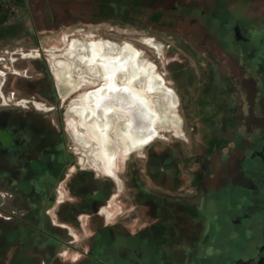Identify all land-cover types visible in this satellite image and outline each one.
I'll use <instances>...</instances> for the list:
<instances>
[{
	"label": "flooded vegetation",
	"instance_id": "flooded-vegetation-1",
	"mask_svg": "<svg viewBox=\"0 0 264 264\" xmlns=\"http://www.w3.org/2000/svg\"><path fill=\"white\" fill-rule=\"evenodd\" d=\"M21 1L26 3V0ZM0 6V35L11 38L20 31L7 23L2 0ZM195 10L204 19L208 32L203 42L209 40L216 47H221V51L189 53L192 59L197 60L196 65L202 66L201 60L206 59V67L202 66L197 76V92L188 99L179 93L183 110L181 120L185 128L181 136L184 140L198 137L200 141L193 153H189L184 143L170 138H166L168 142L163 148H158L159 133L151 132L158 116L149 107L148 161L144 169L138 166L132 174L137 207V226L132 232L134 264H140L145 258L146 248L150 254L147 264H264V20L258 23L236 19L233 15L225 21L221 19L224 17L219 14V9L210 12L199 7ZM213 22L217 23V31L213 30ZM225 44L227 49H224ZM14 53L20 55L5 58L8 73L12 72L10 65L19 58L40 56V53L27 55L24 49ZM134 57L137 73L145 77L138 53ZM240 59L244 60L240 72L236 73L233 67L231 72L219 67L220 63ZM184 60H179L181 67L172 69L175 72L184 70L182 77L192 80L195 74L186 63L182 67ZM28 71L21 69L15 72H23L24 77L30 78L32 75ZM48 74L45 91L53 93L54 88L56 92ZM99 79L104 78L99 76ZM235 81L243 86L237 106L234 100L230 101ZM227 85L228 90H225ZM182 87L186 91L191 89L189 83ZM244 91L248 99L242 97L241 92ZM2 94L6 102L2 99L5 107L0 109V128L7 130L10 137L5 143L0 140V172L9 174L11 178H23L21 180L39 176V183L47 186L43 189L46 192L54 182L47 181L44 176L52 175L59 180L62 174L63 178L66 175L71 155L64 147L56 148L64 140V135L47 115L40 117L39 112L33 111L31 105L39 107L36 98L18 95L16 91ZM175 103L179 105L178 100ZM42 109L50 111L55 106ZM115 111L108 110L103 116L108 113L115 115ZM88 116L86 114L85 118ZM101 117L96 120L100 132ZM121 118L128 124L132 122L130 114L119 113L117 119ZM103 140L106 144L105 138ZM121 141V134L117 135L114 146L120 147ZM132 142L131 149L122 151L120 147L119 151L118 148L116 156L122 154L121 159H126V154L145 143L139 142V136ZM98 149L101 154L106 151L101 145ZM110 149L108 147V152ZM224 150L230 162L228 167L209 163L211 155ZM113 165L111 172L105 167L104 172L116 179V161ZM84 172L78 171L66 182L71 193L72 185L76 180L80 181ZM67 177L69 179L70 174ZM60 203L61 206L67 204ZM142 206L149 208L147 215L140 214Z\"/></svg>",
	"mask_w": 264,
	"mask_h": 264
},
{
	"label": "rangeland",
	"instance_id": "rangeland-1",
	"mask_svg": "<svg viewBox=\"0 0 264 264\" xmlns=\"http://www.w3.org/2000/svg\"><path fill=\"white\" fill-rule=\"evenodd\" d=\"M100 1L26 0V3H23L21 0H2L7 23L15 26L20 32L11 38L0 35V58H2L0 59V109L5 107L2 104L1 93L16 91L18 95L36 98L39 100V107L33 108L31 105L33 111L39 112L40 117L47 115L53 125L62 131L64 140L58 143L56 148L64 147L71 155L63 179L57 180L52 175L44 176L47 181L54 182L48 187L49 195L44 196L47 200H52V195L54 197L51 205L46 207L45 213L50 217L52 225L64 231L65 237L68 238L67 243L58 249L56 262L51 264H74L76 261L86 259L90 248L94 245L96 235L105 226L111 227L112 235L115 236L114 244L108 248L119 250L125 257L121 258L118 253L110 256L106 262L131 264L126 258L134 257L133 246L131 244L129 246L126 238L127 234L132 235L137 226L132 174L133 169L138 166L145 168L149 147L147 145L135 147L126 154V159H121L122 154L116 156L115 151L118 148L119 151L121 148L122 151L132 148L130 143L128 147L123 143H120L121 148L114 146L116 136L127 133L130 125L125 119H117L119 114L117 111L115 115L108 113L102 116L101 136L105 138L106 146L111 148L109 153L111 160L116 161L118 178L115 179L104 172L105 164L99 158L97 141L93 140L88 129L81 124L78 110L81 109L79 100L81 101L85 92L98 89L100 92L110 90L104 85L105 80L99 79L100 72L94 61H84L83 56L91 55L93 46L97 45L102 52L109 54L125 53L124 49L138 53V59L146 65L148 71H151V78H145L143 74L137 73V69L131 71L130 67L129 71L125 68L127 72L117 73V81L122 83L132 79L131 85L143 97L141 103H147L158 116L156 126L153 128L159 133L158 148H163L168 142L166 138H170L171 141L184 143L183 146L189 153H193L200 140L198 137L184 140L181 136L185 128L181 120L183 110L179 103V93L185 94L188 99L197 92L196 85L199 83L197 76L201 72V67H206L207 60H201L202 66L196 65L197 60L192 59L189 53L221 51V47H216L217 45L209 40L203 42L208 32L204 19L198 16L195 8L200 7L210 12L219 9V14L222 13L224 17L221 19L225 21L233 18L231 17L233 15L239 16L242 20L250 19L258 23L264 20V0H137L138 4L136 3L131 12L133 19L127 21L124 19L119 21L114 15L111 19H103L99 12ZM211 25L213 30L217 31V23L213 22ZM109 46H114L110 49L111 52L108 51ZM21 49L33 53L39 49L40 56L19 58L17 62L14 61L15 64L10 65L12 72L8 73V65H5V61L9 57L19 56L20 53L14 51ZM224 49H227V44L224 45ZM180 59H186L182 62V67L186 63L193 69L195 75L192 80L182 77L184 70L175 72L172 69L181 67ZM243 63L244 60L241 59L230 60L226 64L220 63L219 67L229 72L233 67L237 73L241 71L240 66ZM21 69L23 72L28 69V73L32 76L26 78L23 72L22 74L15 72ZM101 70L104 73V68ZM47 74L51 76L56 92L45 91ZM184 83H189L191 89L186 91V88L182 87ZM228 86L225 90H228ZM242 87L236 81L235 84L233 83V97L229 100L231 102L234 100L236 106L240 101ZM241 93L242 97L248 99L246 91ZM175 100H178V106ZM51 106H55V109L50 111L42 109ZM247 109L246 102V112ZM236 114L239 115L240 112L237 111ZM209 163L218 164V167H228L230 162L227 159V151L211 155ZM111 169L106 168L108 172H111ZM78 171H85L80 181L89 188L96 189L103 185L111 189L109 198L97 213H82L78 216L79 224L74 221H63L60 216L62 209L60 202L70 203L80 199L66 187V182ZM34 176L33 179H27L30 186L33 185L36 191L43 192L44 185L39 183V176ZM21 179L11 178L9 174L0 172V217L3 220H12L16 215L23 216L26 213L27 200L24 202L16 190ZM148 210V207L142 206L140 214L147 215ZM147 249H144L145 258L140 264H147L150 260Z\"/></svg>",
	"mask_w": 264,
	"mask_h": 264
},
{
	"label": "trees",
	"instance_id": "trees-1",
	"mask_svg": "<svg viewBox=\"0 0 264 264\" xmlns=\"http://www.w3.org/2000/svg\"><path fill=\"white\" fill-rule=\"evenodd\" d=\"M136 3L137 0H101L100 14L103 19H111L114 15L119 21L122 19L127 21L130 18L132 20L131 12L138 4ZM54 91L52 88V92ZM63 176L64 174L59 180ZM16 190L24 202L27 200L26 213L23 216H15L12 220H3L0 217V264H51L56 260L58 249L68 241L64 231L52 225L50 217L45 213L46 207L51 205L54 197L52 195V200L45 199L44 196L49 195V191H36L27 179L22 180ZM72 190L80 199L62 206L60 216L63 221H74L77 224L80 214L97 213L111 193V189L103 185L96 189L89 188L83 181L78 180L72 185ZM112 233V228L109 226L99 230L94 245L82 264H108L107 259L118 253L121 258H125L119 250L108 248L115 242ZM126 236L129 246L130 244L133 246L134 237L131 234ZM126 259L134 264V257Z\"/></svg>",
	"mask_w": 264,
	"mask_h": 264
},
{
	"label": "bare ground",
	"instance_id": "bare-ground-1",
	"mask_svg": "<svg viewBox=\"0 0 264 264\" xmlns=\"http://www.w3.org/2000/svg\"><path fill=\"white\" fill-rule=\"evenodd\" d=\"M93 47L94 48H92L91 55L87 57L83 56L82 59L87 62H90L91 60L94 61L96 67L100 72V76L105 80L104 85H106L110 91L100 92L98 91L99 89L91 91L89 94L84 95L81 98V101L79 100V102L81 103V109L77 110L79 111L78 115L80 117L81 124L88 129V133L94 140L97 141L98 146L101 145V147H103V150L105 149L108 152V147L106 146L103 140L104 138L101 136V132L96 125V120L100 116H103L106 111L116 109V111L121 113L122 115H125L126 113L130 114L132 118V122L129 124V131L125 134L122 133L121 135V142L128 147L129 143L132 144L133 139H135L137 136H139V142L140 140L142 142H146L148 138H150V122L148 120L146 123H138L137 125H135L134 114H137V104L141 105V109L145 114H149V116H151L149 113V106L145 102L141 103L143 97L141 93L135 91V89L131 85V82L133 81L132 79L122 83H119L117 81V73L119 71L127 72V70L129 71L130 67L132 68L131 71L136 69L134 66V56L136 55V53H132L129 49H124L125 53L120 52L121 54H118L113 52L114 54H109L105 51L102 52L100 46L98 45ZM113 47L114 46H109L108 51L111 52L110 49ZM142 64H140V66L145 73V78H151V71L147 70V67L144 63ZM101 68H104V73L102 72ZM125 68H127V70ZM124 87H126L131 94H124L122 92V88ZM86 114L87 116L89 115L87 118H85ZM145 130H148V132H145ZM106 151H102L105 153H100L99 158L104 162L105 167L110 170L114 162L111 160L110 153L108 152V154Z\"/></svg>",
	"mask_w": 264,
	"mask_h": 264
},
{
	"label": "water",
	"instance_id": "water-1",
	"mask_svg": "<svg viewBox=\"0 0 264 264\" xmlns=\"http://www.w3.org/2000/svg\"><path fill=\"white\" fill-rule=\"evenodd\" d=\"M1 7V6H0ZM236 17V19L239 17V16H235ZM239 19H240V17H239ZM122 92L124 93V94H131L130 93V91L126 88V87H124V88H122ZM136 106H137V114H134V123H135V125H137L138 123H146L149 119H150V116H149V114H145L143 111H142V109H141V105H137L136 104ZM147 113V112H146ZM138 129V128H137ZM153 130L154 129H152V131L151 132H153ZM145 132H148V130H145ZM150 132V131H149ZM10 137V134H8V132H7V130H5V129H2V128H0V140L3 142V143H5V140L7 139V138H9ZM148 138V137H147ZM145 140V139H144ZM149 140H150V138H148V140L145 142V143H143L142 144V146L143 145H146L148 142H149Z\"/></svg>",
	"mask_w": 264,
	"mask_h": 264
},
{
	"label": "built area",
	"instance_id": "built-area-1",
	"mask_svg": "<svg viewBox=\"0 0 264 264\" xmlns=\"http://www.w3.org/2000/svg\"><path fill=\"white\" fill-rule=\"evenodd\" d=\"M40 52H39V49L38 50H35V53H33V51L32 52H28V51H26V54L27 55H30V54H34V55H38ZM2 96V99H3V102L5 103L6 102V99H5V97H4V95L2 94L1 95Z\"/></svg>",
	"mask_w": 264,
	"mask_h": 264
},
{
	"label": "crops",
	"instance_id": "crops-1",
	"mask_svg": "<svg viewBox=\"0 0 264 264\" xmlns=\"http://www.w3.org/2000/svg\"><path fill=\"white\" fill-rule=\"evenodd\" d=\"M59 80H60V79H59ZM67 253H68V252H67ZM79 254H80V253H79ZM82 262H84V261H81V260H80V261H76L75 263H76V264H82ZM75 263H74V264H75Z\"/></svg>",
	"mask_w": 264,
	"mask_h": 264
}]
</instances>
